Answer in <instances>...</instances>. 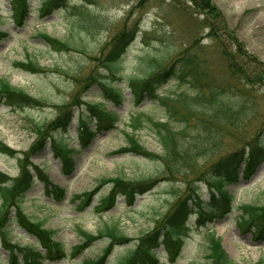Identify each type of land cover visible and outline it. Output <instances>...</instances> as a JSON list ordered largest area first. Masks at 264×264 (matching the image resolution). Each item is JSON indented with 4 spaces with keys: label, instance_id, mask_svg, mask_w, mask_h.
<instances>
[{
    "label": "rangeland",
    "instance_id": "1",
    "mask_svg": "<svg viewBox=\"0 0 264 264\" xmlns=\"http://www.w3.org/2000/svg\"><path fill=\"white\" fill-rule=\"evenodd\" d=\"M42 1L29 0V6L22 15L24 20L16 22L10 16V0H0V77L40 102L38 105L12 107L1 103L0 140L17 152L29 154L41 135L48 137L53 134L49 130L38 135L35 125H45L68 108L74 109V120L61 140L70 147H78L72 157V171L63 173L61 162L54 156L49 146L50 138H47L48 146L31 157L41 172L26 193L23 209L32 220L53 231V238L66 248L64 258L45 260L42 264H84L87 260L96 259L111 240L102 236L85 241L78 229L96 235L99 229L114 224L119 233L133 240L124 245L112 241L113 248L105 256L103 264H120L132 249L135 239L161 223L158 215L169 212L173 201L189 183L198 185L202 199H207L210 191L206 183L208 160L205 155L197 156L193 165L195 172L169 176L168 167L160 161L121 150L127 145L125 133L130 132L128 122L135 114L166 120L159 102L148 98H143L140 103L132 100L128 81L150 73L154 60L160 61L164 57V63H167L175 58L196 35L201 37L200 43L206 47V54L216 60L215 66L219 69L223 68L224 58L217 45L206 36L205 28L201 27L203 23L198 24L197 19L202 16L188 0H58L47 12L38 10ZM212 1L229 29L243 41L247 52L264 63V0ZM136 25L134 40L115 64L119 71L112 77L105 74L101 61L110 48V39L121 30H131ZM43 34L66 41L69 48L55 51L44 42ZM28 56L37 60L43 71H23L16 67L15 62L25 61ZM101 79L109 80L122 92L119 105L101 98ZM256 87L264 97V80ZM182 89L183 85L171 79L157 93L172 94ZM102 101L106 110L117 113L119 121L114 128L101 130L87 147H80L76 119L83 116L94 128L97 122L86 103L94 105ZM76 104L79 107L75 108ZM255 108V117L250 119L244 134H224L222 143L227 149H239L257 135L264 138V98L256 103ZM143 123V127L135 131L139 143L147 150L161 154L163 150L156 135L146 122ZM173 125L181 126L177 122ZM58 134L56 137L60 136ZM17 165L15 158L0 155V171L15 176ZM243 167L241 163L239 173ZM112 176L132 180L154 179L156 184L144 194H138L131 205L118 194L114 203L102 210L100 198L110 189V184L102 179ZM46 185L61 186L65 195L56 202L45 195ZM225 189L234 198V209L205 228H198L195 214H191L187 221L190 226L183 230L179 253L170 257L161 246L154 250L157 264H210L206 228L221 238L223 249L235 264H264V240L256 239L250 229L236 224L237 208L241 204L264 205V161L248 178L241 177L237 183L225 185ZM84 193H89L88 199ZM77 194L80 196H75ZM8 228L11 242L21 247L36 244L25 229L14 224ZM81 242L84 245L73 256L72 248ZM0 264H8L7 251L1 244Z\"/></svg>",
    "mask_w": 264,
    "mask_h": 264
},
{
    "label": "trees",
    "instance_id": "2",
    "mask_svg": "<svg viewBox=\"0 0 264 264\" xmlns=\"http://www.w3.org/2000/svg\"><path fill=\"white\" fill-rule=\"evenodd\" d=\"M188 1L202 16L197 19L198 24L203 23L201 27L205 28L206 36L220 50L219 54L224 58L223 68L215 66L216 60L206 54V47L200 43L201 37L196 35L188 46L178 51L175 58L167 63H164V57L160 61L154 60L150 73L142 78H131L128 85L131 87L132 100L140 103L143 98H148L150 101L159 102L166 120H155L149 115L144 118L141 113L135 114L128 122L130 133H125L127 145L121 150L160 161L168 167L167 171L171 174L169 176L195 172L193 165L197 156L205 155L208 160L206 183L210 189L209 195L207 199H202L198 185L189 183L171 210L161 216V223L137 239L136 245L122 264H155L157 257L153 249L159 246H163L170 257L177 255L182 248V234L187 218L195 214L196 226L205 228L231 212L234 209V198L225 189V185L237 183L241 177L248 178L255 167L264 161V138H259L258 135L235 150L227 149L222 143L225 133L232 136L244 134L250 119L255 117L256 103L264 98L256 87L264 80V63L247 52L243 41L229 29L224 16L212 0ZM11 2L15 17L18 18L16 20L19 21L28 8V0ZM57 2L58 0H47L42 8L49 11ZM136 28L137 25L131 30H121L110 39V48L101 61L106 70L105 74H117L119 69L115 64L134 40ZM42 38L56 51L69 48L66 41L47 35ZM15 65L24 71H43L39 62L29 56L25 61L15 62ZM170 79L177 80L184 89L172 94L158 95L156 90ZM101 81L102 97L119 104L123 98L122 92L109 80ZM0 100L8 105L40 104L38 99L12 86L3 77H0ZM102 105L103 103L89 104L91 115L97 122L95 130L88 126L86 120L79 119L78 138L83 147L101 130L114 128L118 121V115L103 109ZM71 115L72 109L68 108L54 121L45 125L36 124V133L40 135L41 132H58L60 129L66 131L72 120ZM143 122L156 135L163 150L161 154L152 153L139 143L135 131L143 127ZM173 122L181 126L176 127ZM48 137L52 152L60 159L64 172L69 173L72 169V154L76 150L53 134ZM48 137L41 135L31 147L30 153H22L20 157L18 152L0 140V154L15 157L18 162L17 176L10 177L0 171V235L2 246L9 254L8 264H42L46 258L53 261L65 256L66 249L63 243L52 238L53 231L42 228L39 222L30 219L22 205L26 192L38 172H41L33 164L31 157L42 151ZM241 163L244 167L240 174L238 169ZM102 181L110 184L109 192L100 201L101 208L104 209L114 203L118 194L128 204H132L138 194H143L156 184L154 179L130 180L121 176L107 177ZM46 192L56 200L64 195L63 189L56 186L49 185ZM84 194L85 199H88L89 193ZM237 209L239 216L236 224L243 229H250L256 239L264 240V205L247 203L241 204ZM12 223L31 234L37 246L21 247L11 242L8 226ZM78 230L85 241L96 238L81 228ZM118 231L116 225L99 230L97 237L107 236L111 243L109 242L99 257L85 261V264H102L111 250L112 241L127 243L129 239ZM205 238L210 264H235L221 247V239L215 236L213 230L206 228ZM83 245H77L73 251L77 252Z\"/></svg>",
    "mask_w": 264,
    "mask_h": 264
},
{
    "label": "bare ground",
    "instance_id": "3",
    "mask_svg": "<svg viewBox=\"0 0 264 264\" xmlns=\"http://www.w3.org/2000/svg\"><path fill=\"white\" fill-rule=\"evenodd\" d=\"M37 222H38V221H37ZM39 223H40V222H39ZM40 224H41V223H40ZM41 226H42V228H44L42 224H41Z\"/></svg>",
    "mask_w": 264,
    "mask_h": 264
}]
</instances>
